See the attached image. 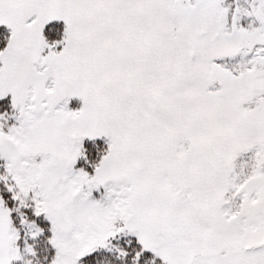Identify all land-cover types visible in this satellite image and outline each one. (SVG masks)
Here are the masks:
<instances>
[{"label":"snow or ice","instance_id":"6c2138e0","mask_svg":"<svg viewBox=\"0 0 264 264\" xmlns=\"http://www.w3.org/2000/svg\"><path fill=\"white\" fill-rule=\"evenodd\" d=\"M0 264H264V0H0Z\"/></svg>","mask_w":264,"mask_h":264}]
</instances>
